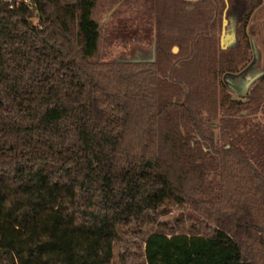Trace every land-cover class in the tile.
Masks as SVG:
<instances>
[{"label":"trees","instance_id":"1","mask_svg":"<svg viewBox=\"0 0 264 264\" xmlns=\"http://www.w3.org/2000/svg\"><path fill=\"white\" fill-rule=\"evenodd\" d=\"M155 1L154 58L100 62L98 0H0V264H113L121 228L190 201L211 234L123 260L264 264V73L247 100L221 79L251 63L264 0Z\"/></svg>","mask_w":264,"mask_h":264},{"label":"rangeland","instance_id":"2","mask_svg":"<svg viewBox=\"0 0 264 264\" xmlns=\"http://www.w3.org/2000/svg\"><path fill=\"white\" fill-rule=\"evenodd\" d=\"M93 17L100 25L101 34L99 51L94 58L96 61H149L154 58L157 17L155 0H98ZM237 31V23L227 26L224 42H235ZM248 32L254 43L251 63L235 75L221 77L229 85L231 83L239 87L232 92L234 99L247 100L246 93L252 83L264 73V6L253 14ZM250 113L256 121L264 123V103L254 106ZM211 126L217 136L219 120L212 121ZM207 210L208 206L202 202H184L162 209L159 222L155 225L121 228V240L115 245L116 259L113 264H131L132 259L127 257L123 260V256L142 254L146 237L153 232L211 234L216 223L208 217Z\"/></svg>","mask_w":264,"mask_h":264},{"label":"flooded vegetation","instance_id":"3","mask_svg":"<svg viewBox=\"0 0 264 264\" xmlns=\"http://www.w3.org/2000/svg\"><path fill=\"white\" fill-rule=\"evenodd\" d=\"M230 87H231L232 91H237V88H239V87L232 86L231 83H230Z\"/></svg>","mask_w":264,"mask_h":264},{"label":"water","instance_id":"4","mask_svg":"<svg viewBox=\"0 0 264 264\" xmlns=\"http://www.w3.org/2000/svg\"><path fill=\"white\" fill-rule=\"evenodd\" d=\"M174 50H175V51H177V50H178V48H177V47H175V48H174Z\"/></svg>","mask_w":264,"mask_h":264},{"label":"crops","instance_id":"5","mask_svg":"<svg viewBox=\"0 0 264 264\" xmlns=\"http://www.w3.org/2000/svg\"><path fill=\"white\" fill-rule=\"evenodd\" d=\"M263 6H264V4H263ZM263 6H262V7H260L259 9L263 8ZM259 9H258V10H259Z\"/></svg>","mask_w":264,"mask_h":264}]
</instances>
